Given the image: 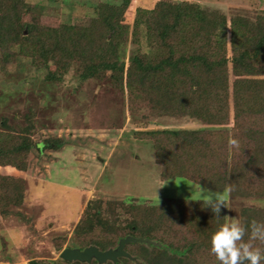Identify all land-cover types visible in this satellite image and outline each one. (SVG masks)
I'll return each instance as SVG.
<instances>
[{
    "label": "trees",
    "instance_id": "1",
    "mask_svg": "<svg viewBox=\"0 0 264 264\" xmlns=\"http://www.w3.org/2000/svg\"><path fill=\"white\" fill-rule=\"evenodd\" d=\"M31 10L26 0H0V62L23 57L48 83H60L73 67L82 80L107 79L132 105L197 122L194 128L134 132L151 141L160 178L180 176L226 189L230 197L264 198V11L226 14L190 0L98 1L91 16L46 25L25 20ZM30 117L11 124L0 116V218L23 202L21 173L30 152L60 144L53 138L34 141ZM202 200L91 198L67 246L105 250L120 237L141 236L163 246L128 242L124 249L133 260L100 264H220L210 236L226 220V202L217 217ZM238 218L248 242L249 221L264 223V206L242 205ZM64 239L55 240L58 250ZM252 244L264 249L259 241Z\"/></svg>",
    "mask_w": 264,
    "mask_h": 264
},
{
    "label": "rangeland",
    "instance_id": "2",
    "mask_svg": "<svg viewBox=\"0 0 264 264\" xmlns=\"http://www.w3.org/2000/svg\"><path fill=\"white\" fill-rule=\"evenodd\" d=\"M26 1L32 10L25 20L56 25L91 16L98 1L119 0ZM190 1L226 14L264 11V0ZM42 73L23 57L0 62V116L19 124L30 113L34 141L60 142L57 148L34 149L28 155L27 171L21 173L23 202L0 218V264H28L31 259L66 264L59 258L55 240L64 236L61 249L68 247L73 225L94 197L159 202L165 197L203 199L205 192H218L226 202V220L238 218L242 205L264 206L263 197H230L226 189L214 190L180 176L161 179L151 141L134 135L153 128H194L197 122L157 115L143 104L132 105L125 92L113 88L107 79L82 80L73 67L60 83L45 82ZM1 172L15 173L12 168Z\"/></svg>",
    "mask_w": 264,
    "mask_h": 264
},
{
    "label": "clouds",
    "instance_id": "3",
    "mask_svg": "<svg viewBox=\"0 0 264 264\" xmlns=\"http://www.w3.org/2000/svg\"><path fill=\"white\" fill-rule=\"evenodd\" d=\"M235 143V140L230 141ZM203 204L210 207L211 212L219 216L221 206H224V197L218 192H205L203 195ZM251 232L249 241L244 242L242 237L245 228L241 226L237 217H231L212 232L210 236V251L215 255L220 264H260L264 259V249L259 246H253L252 241H259L264 244V223L251 219L249 221Z\"/></svg>",
    "mask_w": 264,
    "mask_h": 264
},
{
    "label": "water",
    "instance_id": "4",
    "mask_svg": "<svg viewBox=\"0 0 264 264\" xmlns=\"http://www.w3.org/2000/svg\"><path fill=\"white\" fill-rule=\"evenodd\" d=\"M128 242L143 243L146 246H163L160 242L149 239L147 237L126 235L118 238L116 244L113 247H109L105 250H100L97 246L91 244L83 248L78 247H64L59 252V258L64 261H80L89 263L94 259L98 264L106 261L115 263L119 257H127L131 260L134 259L125 249L124 246Z\"/></svg>",
    "mask_w": 264,
    "mask_h": 264
}]
</instances>
